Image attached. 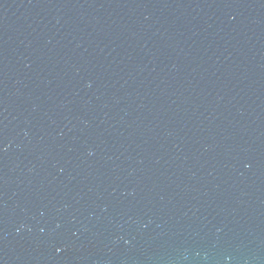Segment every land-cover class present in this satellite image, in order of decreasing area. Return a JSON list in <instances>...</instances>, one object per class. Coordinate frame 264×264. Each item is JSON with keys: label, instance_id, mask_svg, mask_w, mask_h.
<instances>
[{"label": "water", "instance_id": "water-1", "mask_svg": "<svg viewBox=\"0 0 264 264\" xmlns=\"http://www.w3.org/2000/svg\"><path fill=\"white\" fill-rule=\"evenodd\" d=\"M0 264H264V0H0Z\"/></svg>", "mask_w": 264, "mask_h": 264}]
</instances>
